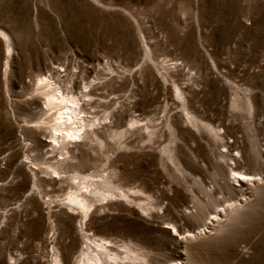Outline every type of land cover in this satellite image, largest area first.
<instances>
[{
    "label": "rangeland",
    "instance_id": "374dc122",
    "mask_svg": "<svg viewBox=\"0 0 264 264\" xmlns=\"http://www.w3.org/2000/svg\"><path fill=\"white\" fill-rule=\"evenodd\" d=\"M38 75L77 98L78 137L50 139ZM96 244L264 264V0H0V264Z\"/></svg>",
    "mask_w": 264,
    "mask_h": 264
},
{
    "label": "bare ground",
    "instance_id": "6f19581e",
    "mask_svg": "<svg viewBox=\"0 0 264 264\" xmlns=\"http://www.w3.org/2000/svg\"><path fill=\"white\" fill-rule=\"evenodd\" d=\"M35 88L44 96L45 98L44 105L46 106V108L54 109L55 111L54 122L51 125V130L53 131V133L51 135L52 138L50 139L56 141L58 138L78 137L80 135L79 133L81 132L82 127L85 126V123L83 122V118L81 116L80 117L78 116L80 111L76 109V107H78L77 98H75L72 94L68 95L67 93H64L60 89L61 87L57 84V82L52 78L51 75L48 76L38 75L35 79ZM76 123H80V124L76 125L75 128H72L70 126L71 124H76ZM235 174L236 176H238L237 181H240L243 184L248 182L252 178L250 174H243V173H235ZM67 199L71 203H74L75 205L80 207V209L85 210L86 208V204L84 202L85 199H81L75 193L74 194L71 193ZM215 216L216 215L213 216L214 219H210L211 222L216 219ZM95 246H97V248L101 250V255L103 256V258L101 257V255H98L99 253L93 255L84 253L83 257L79 258V261H81L83 264H103V261L104 260L106 261V259H109L111 261H116L119 258L117 253H110V251L107 248H105V246L103 247L101 244H96ZM52 263L62 264L61 260L57 256L54 257Z\"/></svg>",
    "mask_w": 264,
    "mask_h": 264
}]
</instances>
